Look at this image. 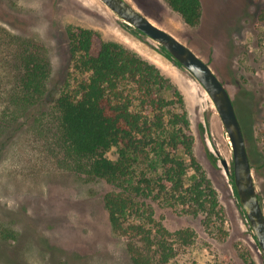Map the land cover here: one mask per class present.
Returning <instances> with one entry per match:
<instances>
[{"label":"rangeland","instance_id":"374dc122","mask_svg":"<svg viewBox=\"0 0 264 264\" xmlns=\"http://www.w3.org/2000/svg\"><path fill=\"white\" fill-rule=\"evenodd\" d=\"M188 42L219 72L243 115L256 183L264 204V0H203L199 26L188 25L168 0H129ZM96 31L93 53L116 41L157 65L183 96L195 152L219 192L225 232L203 215L150 200L171 230L193 227L198 241L177 264H264L230 173L233 148L211 96L160 43L137 35L101 0H0V264H134L128 239L109 219L105 195L115 186L72 169L55 139L56 100L81 75L72 34ZM46 51L50 75L44 98L28 105L19 95L21 56ZM239 112V113H240ZM210 153L217 158L214 162ZM107 155L116 160L112 148ZM190 176L192 172L189 173ZM8 233V236L5 234Z\"/></svg>","mask_w":264,"mask_h":264},{"label":"trees","instance_id":"16d2710c","mask_svg":"<svg viewBox=\"0 0 264 264\" xmlns=\"http://www.w3.org/2000/svg\"><path fill=\"white\" fill-rule=\"evenodd\" d=\"M168 2L188 25L201 24L203 0ZM95 36L96 31L87 27L72 34L81 75L56 100L55 139L62 161L115 186L106 193L105 204L113 228L128 239L134 264H177L176 259L198 241V232L191 226L169 229L156 217L150 200L203 215L209 231L219 234L225 232L220 222L226 221L219 192L195 152L190 119L179 110L184 102L180 91L167 96L173 89L170 79L122 43L104 41L93 53ZM160 51L174 59L161 44ZM21 64L25 71L19 95L28 105L37 104L47 90L48 55L38 49L23 54ZM112 148L117 149L116 160L107 155ZM210 155L217 163L218 158ZM230 178L237 194L232 172Z\"/></svg>","mask_w":264,"mask_h":264},{"label":"water","instance_id":"95a60500","mask_svg":"<svg viewBox=\"0 0 264 264\" xmlns=\"http://www.w3.org/2000/svg\"><path fill=\"white\" fill-rule=\"evenodd\" d=\"M101 1L127 25L138 28L145 36L163 45L173 56L172 60L190 71L211 96L227 129L233 148L232 169L226 158L222 159V164L227 173H233L239 202L246 212L264 259V204L256 183L244 127L228 86L211 63L188 42L164 28L139 6L129 0Z\"/></svg>","mask_w":264,"mask_h":264}]
</instances>
